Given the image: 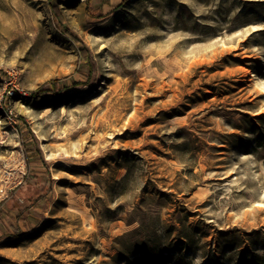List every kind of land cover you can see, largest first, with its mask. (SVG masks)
Instances as JSON below:
<instances>
[{
    "label": "rangeland",
    "instance_id": "rangeland-1",
    "mask_svg": "<svg viewBox=\"0 0 264 264\" xmlns=\"http://www.w3.org/2000/svg\"><path fill=\"white\" fill-rule=\"evenodd\" d=\"M0 264H264V0H0Z\"/></svg>",
    "mask_w": 264,
    "mask_h": 264
}]
</instances>
